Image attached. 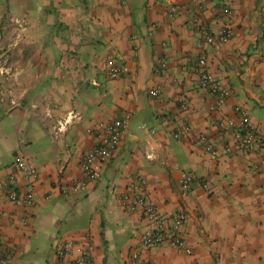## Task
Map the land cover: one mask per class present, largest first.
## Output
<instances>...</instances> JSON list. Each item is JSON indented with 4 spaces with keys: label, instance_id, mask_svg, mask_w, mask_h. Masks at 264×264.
I'll return each mask as SVG.
<instances>
[{
    "label": "crops",
    "instance_id": "1",
    "mask_svg": "<svg viewBox=\"0 0 264 264\" xmlns=\"http://www.w3.org/2000/svg\"><path fill=\"white\" fill-rule=\"evenodd\" d=\"M221 30L227 44H206ZM203 55L227 99L202 87ZM237 106L264 132V0H0V183L15 175L12 188L37 200L16 206L0 187V259L73 264L54 249L73 240L89 264H128L133 252L150 264H264V152L226 153L235 131L220 126L240 123ZM127 115L113 160L89 181L84 155L102 125ZM17 156L37 166L36 180L15 171ZM79 183L86 188L64 195ZM125 195L144 196L170 223L184 213L193 254L146 249L149 225Z\"/></svg>",
    "mask_w": 264,
    "mask_h": 264
},
{
    "label": "built area",
    "instance_id": "2",
    "mask_svg": "<svg viewBox=\"0 0 264 264\" xmlns=\"http://www.w3.org/2000/svg\"><path fill=\"white\" fill-rule=\"evenodd\" d=\"M174 11V9H173ZM223 12L229 14L228 8H224ZM231 39V34L227 30H221L219 34L212 35L211 33L205 34L206 44L213 45H225ZM167 68V63L164 59L158 61L156 65V71H164ZM196 71L200 75L201 85L204 89L209 91L212 95L217 96L220 100H225L230 96V90L226 89L222 83L210 75L208 71V60L203 55L198 62ZM122 69L116 66L113 62L110 63V77L117 79L121 75ZM153 96H158L157 91L152 92ZM240 123L236 124L234 121L221 122V128L233 129L234 142L232 145L226 147V153L231 154H248L256 153L259 150L264 152V132H261L252 122L250 113L242 106L235 108ZM131 117L127 115L123 119H118L113 122L102 125V131L104 134L101 136V141L96 147L86 153L81 161V170L85 177L89 181H98L101 178L102 167L110 163L119 146L127 134ZM142 129L146 130V126H142ZM189 130V126L185 127ZM152 133H155L153 130ZM179 138V135H175ZM205 136L199 139V143L204 146L205 151L213 156L217 155V152L210 145L204 144ZM14 169L17 173L25 175L31 180L38 178L37 166L26 160L22 156H17L14 162ZM192 177L187 176L181 182V188L184 191H188L192 184ZM16 176L11 175L6 181L0 183V187L8 190V198L16 206L30 207L33 208L37 205V200L32 193L20 194L13 185L15 184ZM86 183H79L71 186L64 191L66 197L72 194L80 193L86 188ZM139 190L142 191L147 185V181L144 178L138 180ZM205 189L208 185L204 186ZM122 203L132 212H139L146 219L149 229L145 231L141 237L142 245L149 250L157 247L168 245L177 250L184 251L187 255H192V250L187 246V243L183 240L182 233L185 229L186 215L184 213H178L173 222L162 215V213L148 200L142 196H129L125 195L121 198ZM1 217V214H0ZM55 254L59 258H66L73 256V264H89L90 252L88 249L77 247L73 240H58L55 245ZM7 254V253H6ZM0 259V264H7L8 255ZM128 264H150L145 261L137 252H133L130 257Z\"/></svg>",
    "mask_w": 264,
    "mask_h": 264
}]
</instances>
